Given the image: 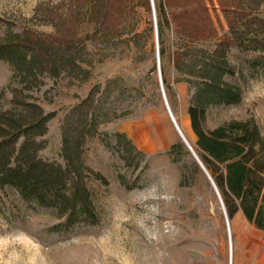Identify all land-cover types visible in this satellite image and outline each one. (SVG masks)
<instances>
[{"label":"rangeland","instance_id":"1","mask_svg":"<svg viewBox=\"0 0 264 264\" xmlns=\"http://www.w3.org/2000/svg\"><path fill=\"white\" fill-rule=\"evenodd\" d=\"M200 1L216 33L192 41L175 31L164 5L168 21L159 37L155 2L163 0H153L157 40L150 0H111L117 12L108 25L96 23L94 0L79 9L71 8L69 0H0V43L25 31L40 37L74 31L65 56L86 62L81 69L59 63L56 75L45 73L30 83L0 59V126L3 115L29 114L23 111L29 103L53 112L38 154L62 163L61 122L93 86H99L102 111L117 116L99 124L83 144L85 165L107 180L87 181L95 223L56 230L60 219L53 207L25 202L15 188L4 185L0 264H264V232L237 224L235 217L228 218V232L218 195L205 172L194 166L160 91L157 56L169 108L193 148L196 138L186 110L192 89L174 66V52L184 45L212 50L228 29L217 0ZM248 4L244 11L254 16L255 0ZM243 48L236 45L228 52L236 74L226 77L241 87V100L208 107L205 124L212 128L224 120L253 119L264 134V59L255 63L257 53ZM114 132L124 133L144 155L121 159ZM176 142L182 147L174 157L168 149Z\"/></svg>","mask_w":264,"mask_h":264},{"label":"trees","instance_id":"2","mask_svg":"<svg viewBox=\"0 0 264 264\" xmlns=\"http://www.w3.org/2000/svg\"><path fill=\"white\" fill-rule=\"evenodd\" d=\"M74 1L73 4L69 0L70 7L79 9L89 0ZM217 2L225 15L227 31L217 39L212 50L180 46L174 52L173 63L192 89L186 110L196 138L193 149L213 178L228 218L240 209L248 221L264 232V134L253 119L224 120L212 128L205 124L208 107L229 106L241 100V87L226 78L236 74V67L228 60L230 49L243 46L257 53L255 63L264 59V0H255L254 16L244 11L248 0H238L235 4L230 0ZM163 5L171 11L170 22L181 36L195 41L216 33L209 9L200 0H163V4L155 2L159 37L163 24L168 21ZM93 8L99 25H108V20L117 12L111 0H94ZM250 25L255 29L251 30ZM73 33L43 37L31 31L14 34L13 39L0 43V59L9 62L14 71L30 79V83L45 73L56 75L61 64L62 67L77 65L81 69L86 63L84 59L65 56L73 47L70 46ZM159 53L163 54L162 48ZM162 81L166 84L164 77ZM98 93L99 86H93L65 114L60 125L62 163L43 159L38 154L46 145L42 136L53 112L45 113L37 104L29 103L23 110L29 113V118L23 112L3 115L0 187L15 188L25 202L53 207L60 219L53 226L56 230L96 221L87 181L93 178L106 183L107 180L85 165L83 144L87 136L97 133L99 124L117 117L115 114L107 117L102 111L103 101L97 97ZM112 137L121 159L132 153L144 155L124 133L114 132ZM181 147V142L172 143L168 153L174 156ZM193 164L198 166L195 161Z\"/></svg>","mask_w":264,"mask_h":264},{"label":"water","instance_id":"3","mask_svg":"<svg viewBox=\"0 0 264 264\" xmlns=\"http://www.w3.org/2000/svg\"><path fill=\"white\" fill-rule=\"evenodd\" d=\"M150 1H151V6H152L153 16H154V23H155L154 3H153V0H150ZM155 37H156V40H157L156 23H155ZM156 64H157L156 66H157V72H158V77H159L160 91H161V94H162V97H163L164 104H165L166 110L168 112V115L172 119L173 124L176 127V129H177V132H178V135H179L181 141L185 144V146L191 152V154L194 157L195 161L197 162V164L199 165V167L205 172V174L207 175L208 179L210 180L212 186L214 187V189H215V191H216V193L218 195V198H219V201H220V204H221L223 213H224V219H225V222H226V225H227V229H228V216H227V213H226V210H225V207H224L223 200H222L221 195L219 193V190H218L215 182L211 178L210 174L208 173L207 169L205 168V166L203 165V163L201 162V160L197 156L196 152L194 151V149L192 148V146L190 145V143L188 142V140L185 138V136L183 135V133L179 129L178 125L175 122V119L173 117V114H172V112H171V110L169 108V105H168V102H167V99H166V96H165V93H164V89H163V83H162L161 74H160V64H159V58H158V56H157V62H156Z\"/></svg>","mask_w":264,"mask_h":264},{"label":"crops","instance_id":"4","mask_svg":"<svg viewBox=\"0 0 264 264\" xmlns=\"http://www.w3.org/2000/svg\"><path fill=\"white\" fill-rule=\"evenodd\" d=\"M234 217H235V221H237V224H241V226L249 225V226L253 227L254 229L260 231L259 229H257L255 227V225L252 222L247 220V218L243 215V213L240 209L234 214V216L231 219H233ZM260 232H262V231H260Z\"/></svg>","mask_w":264,"mask_h":264},{"label":"bare ground","instance_id":"5","mask_svg":"<svg viewBox=\"0 0 264 264\" xmlns=\"http://www.w3.org/2000/svg\"><path fill=\"white\" fill-rule=\"evenodd\" d=\"M174 117V116H173ZM175 119V118H174ZM172 120V119H171ZM175 122H176V120H175ZM176 124L178 125V123L176 122ZM178 127H179V129L181 130V132L183 133V135H184V132H183V130L181 129V127L178 125ZM176 128V127H175ZM177 130V129H176ZM185 136V135H184ZM228 232H229V226H228Z\"/></svg>","mask_w":264,"mask_h":264}]
</instances>
